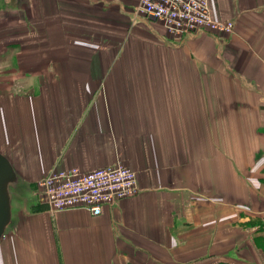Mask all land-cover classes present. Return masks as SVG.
Wrapping results in <instances>:
<instances>
[{
  "label": "crops",
  "instance_id": "1",
  "mask_svg": "<svg viewBox=\"0 0 264 264\" xmlns=\"http://www.w3.org/2000/svg\"><path fill=\"white\" fill-rule=\"evenodd\" d=\"M178 38L138 0H0V264H264V0ZM122 165L138 193L52 212V171ZM15 171V172H16Z\"/></svg>",
  "mask_w": 264,
  "mask_h": 264
},
{
  "label": "built area",
  "instance_id": "2",
  "mask_svg": "<svg viewBox=\"0 0 264 264\" xmlns=\"http://www.w3.org/2000/svg\"><path fill=\"white\" fill-rule=\"evenodd\" d=\"M137 11L160 21L169 34L178 38L234 30L233 21L212 18L208 0H138ZM40 187L52 212L83 208L93 215L138 193L136 173L122 165L89 172L76 167L52 171L40 181Z\"/></svg>",
  "mask_w": 264,
  "mask_h": 264
},
{
  "label": "water",
  "instance_id": "3",
  "mask_svg": "<svg viewBox=\"0 0 264 264\" xmlns=\"http://www.w3.org/2000/svg\"><path fill=\"white\" fill-rule=\"evenodd\" d=\"M18 183L17 173L9 159L0 152V238L12 220V193Z\"/></svg>",
  "mask_w": 264,
  "mask_h": 264
},
{
  "label": "bare ground",
  "instance_id": "4",
  "mask_svg": "<svg viewBox=\"0 0 264 264\" xmlns=\"http://www.w3.org/2000/svg\"><path fill=\"white\" fill-rule=\"evenodd\" d=\"M0 152H1V151H0ZM15 171H16V169H15ZM16 173H17V171H16ZM17 179H18V173H17ZM10 191H11V193H12V190H11V189H10ZM11 206H12V200H11ZM8 227H9V226H8ZM8 227H7L6 231L4 232L3 236H4L5 233L7 232ZM3 236L0 238V240L3 238Z\"/></svg>",
  "mask_w": 264,
  "mask_h": 264
},
{
  "label": "rangeland",
  "instance_id": "5",
  "mask_svg": "<svg viewBox=\"0 0 264 264\" xmlns=\"http://www.w3.org/2000/svg\"><path fill=\"white\" fill-rule=\"evenodd\" d=\"M12 193H15L16 191H17V185L16 186H14V187H12Z\"/></svg>",
  "mask_w": 264,
  "mask_h": 264
}]
</instances>
